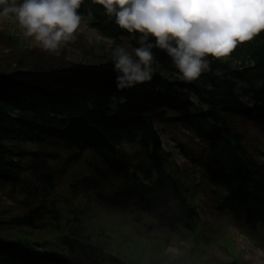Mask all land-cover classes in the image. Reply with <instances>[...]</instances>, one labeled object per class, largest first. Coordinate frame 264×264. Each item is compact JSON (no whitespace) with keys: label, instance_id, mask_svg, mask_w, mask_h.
I'll use <instances>...</instances> for the list:
<instances>
[{"label":"trees","instance_id":"obj_1","mask_svg":"<svg viewBox=\"0 0 264 264\" xmlns=\"http://www.w3.org/2000/svg\"><path fill=\"white\" fill-rule=\"evenodd\" d=\"M78 13L114 46H142L141 33L120 29L94 0ZM151 51L152 80L119 91L114 61L65 65L31 51L32 61L48 57L58 68L0 65V187L14 204L0 210V220L8 216L0 264H175L166 235L199 240L190 197L200 192L264 252V160L243 126L264 130V30L226 58L206 57L209 70L192 82ZM167 111L201 143L200 151L178 143L197 162L198 181L182 178L161 149L155 123ZM75 116L100 130L116 157L67 134Z\"/></svg>","mask_w":264,"mask_h":264},{"label":"clouds","instance_id":"obj_2","mask_svg":"<svg viewBox=\"0 0 264 264\" xmlns=\"http://www.w3.org/2000/svg\"><path fill=\"white\" fill-rule=\"evenodd\" d=\"M83 0H0V20L11 19L26 38L49 54L75 39L83 17ZM116 25L141 33L134 54L117 47L113 71L116 89H131L152 80V44L166 51L186 82L209 70L206 57H228L238 43L264 30V0H94ZM174 44V46H173ZM195 99V97H193Z\"/></svg>","mask_w":264,"mask_h":264},{"label":"rangeland","instance_id":"obj_3","mask_svg":"<svg viewBox=\"0 0 264 264\" xmlns=\"http://www.w3.org/2000/svg\"><path fill=\"white\" fill-rule=\"evenodd\" d=\"M117 47L134 54V48L127 39H123L114 46L82 21L75 39L62 45L58 54L50 55L56 60H62L65 65H99L112 61ZM31 51L43 52L44 50L36 46L31 38L24 37L23 30L13 20H0V65L10 64L14 67V62L18 60L21 62L19 69L25 71L27 70L25 66L35 59L33 55H27ZM48 59L44 57L40 61H32L31 65L40 70L57 69L58 65L48 64ZM191 100L195 102V99L191 98ZM174 116L167 111L166 115L157 117L155 130L159 135L161 149L173 161L182 178L188 174L190 178L198 181L200 170L197 162L186 159L178 143L187 144L189 148L196 151L201 150V143L192 139L182 125L175 123L172 120ZM243 126L246 145L264 160V130L257 125L243 124ZM185 186L189 189L187 182ZM209 198L202 192L190 197L201 228L198 241L192 237L172 239L165 234L166 252L177 262L175 264H262L264 252L227 216L213 213ZM13 207L12 200H9L6 194L4 195V189L0 187V210ZM7 218L5 212L0 222ZM41 228L43 229V226ZM252 257H258V262L256 263Z\"/></svg>","mask_w":264,"mask_h":264},{"label":"water","instance_id":"obj_4","mask_svg":"<svg viewBox=\"0 0 264 264\" xmlns=\"http://www.w3.org/2000/svg\"><path fill=\"white\" fill-rule=\"evenodd\" d=\"M152 45L158 53L166 57L173 64L171 57L168 56L166 51L155 46V39L153 37ZM185 104L189 107L192 106V102L189 100H186ZM65 131L71 135L78 144H82L93 149L105 150L113 157H116L117 151L115 147L108 142L106 137L99 130L91 126L85 118L81 116L69 118L66 122ZM132 175L134 176V173H132Z\"/></svg>","mask_w":264,"mask_h":264},{"label":"bare ground","instance_id":"obj_5","mask_svg":"<svg viewBox=\"0 0 264 264\" xmlns=\"http://www.w3.org/2000/svg\"><path fill=\"white\" fill-rule=\"evenodd\" d=\"M82 117V116H81ZM84 118V117H83ZM69 119V118H68ZM66 127V125H65ZM97 129V128H96ZM98 130V129H97ZM64 131H65V128H64ZM100 131V130H99ZM66 132V131H65ZM67 133V132H66ZM68 134V133H67ZM185 182H189L188 180H186ZM189 184V183H188ZM260 256V254H258ZM261 257V256H260ZM252 259L257 263L258 262V257H252ZM262 264H264V261H262Z\"/></svg>","mask_w":264,"mask_h":264}]
</instances>
